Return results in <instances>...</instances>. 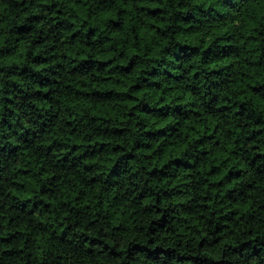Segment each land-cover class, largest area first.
I'll list each match as a JSON object with an SVG mask.
<instances>
[{"label": "clouds", "instance_id": "9594fccd", "mask_svg": "<svg viewBox=\"0 0 264 264\" xmlns=\"http://www.w3.org/2000/svg\"><path fill=\"white\" fill-rule=\"evenodd\" d=\"M0 264H264V0H0Z\"/></svg>", "mask_w": 264, "mask_h": 264}]
</instances>
